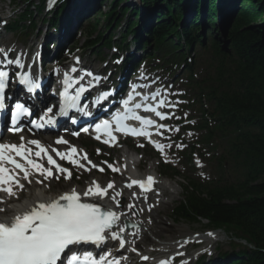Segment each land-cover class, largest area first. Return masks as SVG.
<instances>
[{"label":"trees","instance_id":"trees-1","mask_svg":"<svg viewBox=\"0 0 264 264\" xmlns=\"http://www.w3.org/2000/svg\"><path fill=\"white\" fill-rule=\"evenodd\" d=\"M123 1L112 0L108 13L103 15L104 23L87 26L86 48L93 52L110 48L115 32L121 31V43L133 34L139 49L181 62L187 63L188 55L200 50L193 65L186 66L189 86L197 96L203 118L199 129L206 134L202 140L214 151L222 152L216 157L217 179L203 184L192 181L175 209V217L191 225L205 223L207 228L221 230L232 240L249 246L239 245V250L218 264H264V0H233V12L225 16V35L219 29L220 0H205L206 23L214 31H206L205 27V34L200 23L202 0H197L193 18L185 24L182 19L188 0H141L150 25L139 32L135 28L141 10L130 12L120 7ZM229 1L221 0V4L225 7ZM236 1L241 2L239 8ZM33 7L12 25V31L35 28L31 20ZM34 8L42 14V7ZM58 20L55 13L47 23L55 27ZM27 21L32 22L29 28ZM183 48L186 52L175 54ZM199 68L204 71L195 81Z\"/></svg>","mask_w":264,"mask_h":264},{"label":"snow or ice","instance_id":"snow-or-ice-1","mask_svg":"<svg viewBox=\"0 0 264 264\" xmlns=\"http://www.w3.org/2000/svg\"><path fill=\"white\" fill-rule=\"evenodd\" d=\"M56 0H49L51 7ZM0 54L3 55L2 63L5 65L15 64L17 67H23L20 60L15 61L7 58V52L0 48ZM75 71V69H73ZM87 75H92L87 73ZM9 77L8 71L0 70V111L5 108V89ZM19 83L24 85L29 91H33L38 85L34 84L30 76L25 75L20 77ZM64 91L60 93L63 97L59 114L67 116L68 109H77L79 101L84 93V88H79L74 96H70L68 89L72 86L70 78L65 75ZM135 89H133V92ZM160 93L157 91L151 97L155 100ZM135 99L132 93H129L127 99L122 101L123 112H116L112 120H104L95 126L97 133H103L107 139L103 143L113 146L116 143V137L113 132L122 133L125 136L131 135L134 137H150L152 133L150 128H164V125L156 124L152 119L137 115L136 110L143 109L144 112L154 113L160 120L170 119V116L165 115L158 109L163 108L168 103L161 99L152 106L151 104L136 103L134 108L129 107V104ZM144 101H148L149 97H142ZM174 106V105H173ZM52 108H48L38 119L32 120L33 128L40 129L45 126H53L56 120L49 114ZM84 115H88L84 112ZM21 116L31 117V111L21 103H16L15 111L12 113L13 131L20 132L23 129L16 127ZM179 117H177L178 119ZM129 120L139 122L140 127H131L127 123ZM88 131L87 128L84 129ZM179 131V129H176ZM78 135V133H75ZM159 134V133H157ZM100 139V135L96 136ZM153 143V146L163 153L165 147L171 145H162ZM56 144H67L68 142L62 138L55 141ZM141 147L143 145H140ZM177 147H181L177 145ZM35 149V150H34ZM60 160L67 161L74 167L84 168L85 171L90 169L80 163V159L87 160V155L78 156V151L75 147L69 146L66 152H60L52 149ZM99 152V150H97ZM47 161V167L42 162ZM91 164V161H88ZM106 163V162H105ZM199 164V161H197ZM93 168H98L97 165H92ZM113 172L119 171L113 165H108ZM103 172V168H98ZM55 173L64 175L65 179L71 178V172L62 167L49 154V150L37 140L25 142L21 137L19 144L0 143V193H3L8 198H18V192L23 191L26 181L32 183V177H37L36 183L42 184L44 180L53 178ZM42 177L43 179H39ZM56 179L60 176L56 175ZM155 183L153 177H147L146 181L132 180L127 185L132 188L133 185H138L143 192L152 190V185ZM109 189H114V184L109 182L106 187H101L96 181L88 189L83 192L84 197L97 196L103 198L108 195ZM135 195V193H133ZM121 196L119 191H116L112 196L113 200ZM5 203L0 199V204ZM117 204L119 202L117 201ZM129 208L134 205H128ZM4 211L0 208V212ZM120 215L111 210H102L100 206L93 203L82 202L81 194L75 189L71 192L61 195L58 199L51 202H39L35 206L26 210L22 214L15 215L10 223L0 222V264H119V261L109 260L107 255H101L99 259L95 258L91 252L79 254L75 246L81 244H92L97 248L103 246L109 238L119 240L121 248L124 246V240L121 233L125 231V227L118 224ZM118 229V230H114ZM209 235H212L209 233ZM148 259V257H144Z\"/></svg>","mask_w":264,"mask_h":264},{"label":"rangeland","instance_id":"rangeland-1","mask_svg":"<svg viewBox=\"0 0 264 264\" xmlns=\"http://www.w3.org/2000/svg\"><path fill=\"white\" fill-rule=\"evenodd\" d=\"M32 2L34 5L37 6V5H39L40 1L39 0H32ZM193 2H194V0L186 1L185 7H184V19L186 17V14H189L191 12ZM111 3H112V0H107L104 3V6L99 7V12L100 13H104V12L106 13L109 10ZM139 3L140 2H137V5ZM126 4L129 5L131 3H126ZM11 6H14V9L10 10ZM25 9H26V6L22 0H0V14H4L7 18H11V19H7V23L11 22L15 18V16L21 14ZM146 13H148V12L146 11ZM143 15H144V11H141L140 17H142ZM44 18H45L44 14L42 16H36L35 17V21H36L37 25L39 26L40 33H42V30L44 29V28L42 29V27L44 25V24H42V21L44 20ZM148 19H149V16H148ZM184 19H183V21H184ZM101 21H102L101 23H103L102 19H101ZM124 22H125V20L123 21V23ZM222 26L223 25L221 24L220 25L221 29H222ZM101 28H102V24L100 25L99 29H101ZM39 30H38V32L34 33V36L30 39L29 43L25 47L22 46L20 41H18L17 37L14 36L13 34L3 35L2 38H0V44H3L4 42H6V44H7L6 48H3V49L12 50L14 53H16L17 50L21 51V46H22V48H25V49L27 48V49L32 50V52H34L33 50H35L37 48L38 44L41 41H43L42 38H40L41 39L40 42H39V40H37V36H39ZM35 36H36V39L34 38ZM222 37H224V35ZM79 38H80L79 43L76 44V46H74L75 54H77L78 56L81 55L83 57V61L86 65L92 66L96 69H101L103 67V65L105 64V62L107 60H109V58L111 57V53L106 51L105 49H102L101 54L104 57L103 59H105L104 60L105 62L102 65V62L98 61L96 56H94L90 52V50L85 49V47L83 46L84 41H85L84 36H81ZM115 39L117 40V37ZM19 44H21V46ZM199 51H200L199 49H196V51L194 52L195 57L197 56ZM191 57L193 58V54H191ZM106 63H109V62L107 61ZM203 69L204 68H201V70H199L198 72L204 71ZM165 72H166L165 70H159V74L162 76L164 83L170 84V82H172L173 84H176V86H174L175 88L181 89V87L179 85L182 84L183 80L178 79V78H173V77L171 78V76ZM178 73H180V72L178 71ZM183 76L184 75L181 74L180 78H183ZM193 116H194V114H193ZM173 133H174L173 134L174 137L170 136L168 138L162 139L163 143L165 145H171V147H165L166 151L163 152L162 154L155 152V154L149 156L145 152L144 153L138 152L137 156L133 160L142 161V164H143V166L141 168V171H142L141 174L142 175L150 174L151 172H153L155 170L161 171L160 164H162V163H168L171 167L176 168V170H178V172L182 175V177H183V174H185V170L188 169V170L192 171V169L188 166L187 157H186V160L182 159V157L187 153L183 152V150H182L183 147H177L176 143H179L180 146L184 145V147H186V144L189 145L190 143H193L195 141V137L193 134H188V135L185 134L183 136V135L177 133L175 130L173 131ZM172 138H174L175 142H171ZM86 139L87 138H82L81 143H83L84 141L86 142ZM181 142H183L184 144H182ZM76 147H78V145H76ZM79 148L81 149V147H79ZM139 148L142 149L141 146ZM128 151L126 148H122L120 150L116 149L113 152L108 151L107 153H104L103 150L100 149L99 152L98 151H95V152L88 151V153L92 155L96 164L101 166V167H104L105 162L103 160H100V157H103V156L108 157L109 155H111V157L114 160L112 162V164L117 165L120 168V170L123 168L122 171L126 172L125 164L122 163L119 165L117 162L118 161L121 162L122 155ZM130 152H132V151H129V153ZM179 154H181V155H179ZM155 157H158L159 159L155 160ZM199 159H200V157L196 156L195 157V162H196L195 165L196 166L193 165L194 167L193 166H191V167H193L194 170L199 169V171L201 172L200 174H202V175H200L201 177L207 178V179H212L214 177V174L212 172L213 168L210 164L211 162L209 161L210 160L209 157L208 156L203 157V155H202L203 162L201 161V159L200 160ZM197 161H199V164L197 163ZM184 164H187L186 168H184ZM206 165H207V167H206ZM198 166H200V168ZM94 175H98V174L95 173L94 171L91 173H88V174L83 173L81 171H78L75 173V177H74L73 181L66 183L63 180H61L55 184V186L53 187L54 188L53 190L56 192L58 190L60 193V192L68 190L69 188L77 186V185L78 186H84L90 180H93V179L98 177V176L95 177ZM120 176H121V174L114 175L112 177H114V180L117 181V180H120ZM99 177H101V176H99ZM182 177L174 179L170 183L165 182V180L160 181V184H161L160 188L163 186L166 189V193H165L166 197L163 199L165 205L164 204L162 205L163 206V212H161L159 214V218L161 220L163 219L162 223L164 225L162 224V226L168 227V229H169L167 233H164L162 239L165 240V237L173 239L175 241V243L177 244V246L175 248L174 247H169V248L161 247L162 243H158L160 241L158 238L154 239L155 243H150L146 240H143L145 242H142V243L140 242V243L142 244L144 249H146L145 251L149 252L148 253L149 255L148 254L147 255L151 259V260L148 259L149 263L146 262V264L153 263L154 260L156 258H158L157 255L159 256L160 252H162V251H165V253L169 252L167 254L168 258H170V257L176 258V257L183 255V257L186 256L184 259L191 258L193 260L194 258H197V256L199 254H202L204 252L207 254H209V253L210 254L211 253L216 254V252H218V251L226 252V251H230L232 249L233 243L230 241V239L228 237H226L225 234L218 233V235L220 236V239H216L215 242L211 245H209L207 242H205L204 244H206V245H203L201 247L190 246V247L186 248V251L185 250L180 251V248L182 246L183 247L186 246L187 245L186 243L188 241H186V243H181V242L188 239L191 235H197V234L205 232V227L203 225H201V226H190L188 224L175 222V220H174L175 208L177 206V203L182 198L181 185H182V183H185L184 179ZM103 179H104L103 182L107 181L108 179H109V181L112 180L111 177H107L106 175L103 176ZM51 184H53V183H51ZM171 192H174L175 194L171 195L170 194ZM161 203H163V202L161 201ZM128 205H131V203H129ZM154 206H155V203H154ZM216 242H218V243H216ZM156 244H158V245H156ZM159 248H160V250H159ZM157 251H158V253H157ZM142 255H146V254H140L139 256H142ZM164 255H166V254H164ZM164 255L162 254L161 257H164ZM139 260H141V259H139ZM182 261L180 260V262H177V263H182Z\"/></svg>","mask_w":264,"mask_h":264},{"label":"bare ground","instance_id":"bare-ground-1","mask_svg":"<svg viewBox=\"0 0 264 264\" xmlns=\"http://www.w3.org/2000/svg\"><path fill=\"white\" fill-rule=\"evenodd\" d=\"M1 22H0V27L1 25L5 22V18L0 15ZM21 54V52H18ZM21 137L24 138L25 142L29 141L27 139V136L20 135L18 137V141L20 143ZM75 145V144H74ZM78 151L83 152L78 146H74ZM83 155L86 153H82ZM122 158V157H121ZM125 164L127 168V173L122 174L121 182H112L114 184V189L109 193L108 198H99L97 196H92L89 198H93L95 201H100V203H107L109 199L111 198L112 195L115 194L116 191H119L121 193V196L116 197L117 201L119 202V207L123 211L122 213V219H120L121 226H123V220H129V222L132 223H137L139 225V228L136 230H130L127 231L125 230L123 233H121V236H123L128 242L129 245L128 247L123 250L122 252H117V248L119 244L114 247L113 256H114V261H119V264H134V261H132L130 258L133 256H139L140 254H148L149 252H146L142 244L139 242L140 240H146L150 243H155L156 238H158L161 244V247L169 248V247H176L177 244L174 243L175 241L173 239L165 237V240H163V235L164 233L168 232V227L162 226V220L159 218V214L163 212V204L161 203L160 200L157 198L153 199V204L155 203V206H153L151 209H140L138 207L139 203L136 205L138 202V199H134V195H129L127 194L126 196L122 195V191L129 192L132 189L128 188L126 185L130 184L132 180H136L137 177L139 176V166L136 164V161H133V158L130 159L128 155L126 156L125 159ZM92 171V170H91ZM56 176L57 173H54ZM97 177V176H95ZM94 177V178H95ZM136 177L135 179H132ZM32 183L29 184L28 182H24V185L28 187L29 192L19 200L18 198H8L2 197V199H6L5 203L3 205H0V208H3L4 211L0 212V222H5V223H10L12 218L17 215V214H22L26 210L30 209L31 207L35 206L39 202H51L55 199H58L61 195H64L66 193L71 192L73 189H75L79 194L83 196V192H85L88 187L92 184V181H96L98 184L101 185V187H106L107 184L110 182H103V179L101 177H97L93 180H90L88 183H86L84 186H74L69 188L67 191L65 190L62 193H58L57 195H52V190L54 187V184H50L49 186L42 185L35 183V180L37 177H32ZM39 179H43L40 177ZM122 189V190H121ZM22 196L21 191L18 192V197ZM84 197V196H83ZM130 199V200H128ZM134 199V200H133ZM111 200V199H110ZM117 201H115L117 204ZM129 201V202H127ZM134 204L136 208L132 207L129 208L128 204ZM161 221V222H160ZM165 223V222H164ZM164 225V224H163ZM118 230V229H116ZM216 239H220V236L218 234H212V235H202L196 237V240H198L199 243H205L207 242L209 245L213 244ZM112 246V244H110ZM131 248H135L133 250L134 254L130 253ZM178 250V249H177ZM175 251V250H174ZM88 252V251H87ZM167 254L165 251L160 252L159 257L161 255ZM171 255V254H170ZM144 261V260H143ZM138 263H143L141 260L138 259Z\"/></svg>","mask_w":264,"mask_h":264}]
</instances>
